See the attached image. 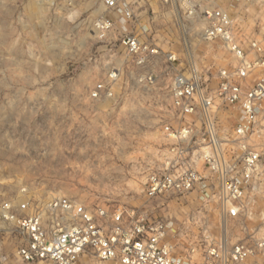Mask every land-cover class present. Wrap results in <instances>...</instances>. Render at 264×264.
<instances>
[{"label":"built area","instance_id":"obj_1","mask_svg":"<svg viewBox=\"0 0 264 264\" xmlns=\"http://www.w3.org/2000/svg\"><path fill=\"white\" fill-rule=\"evenodd\" d=\"M143 1L159 3L175 24L204 21L201 41L232 56L233 64L217 72L213 89L204 85L189 53L185 63L168 53L169 66L160 72L152 68L160 53L133 30L132 6ZM102 3L117 16L118 46L139 85H155L159 74L173 70L168 89L177 121L161 132L173 157L148 169L142 183L147 201L140 206H86L60 195L33 209L29 200L3 202L0 236L3 223L14 226L20 264H77L83 257L113 264H264V0ZM114 23L111 17L96 20L98 37ZM122 75L123 67L112 68L93 88L92 99L110 98ZM222 111L233 122L227 139L220 137ZM192 194L198 204L182 201L179 215L169 214V204H149L165 195ZM229 223L237 232L231 245L226 244Z\"/></svg>","mask_w":264,"mask_h":264},{"label":"rangeland","instance_id":"obj_2","mask_svg":"<svg viewBox=\"0 0 264 264\" xmlns=\"http://www.w3.org/2000/svg\"><path fill=\"white\" fill-rule=\"evenodd\" d=\"M160 7L155 1L132 6L133 30L160 53L152 68L160 72L169 66L168 53L179 63L189 53L204 85L213 89L217 72L233 64L232 56L201 41L204 21L175 24L173 14L163 15ZM107 17L115 25L100 38L93 25ZM116 17L101 0H0V204L29 200L33 209L57 195L86 206L129 208L146 202L138 167L142 153L157 154L159 163L173 157L168 142L155 134L177 121L168 89L173 70L159 74L155 85H139L125 67ZM120 66L123 81L112 90L111 97L120 99L114 109L112 101H90L95 85ZM220 114V137L227 139L233 122ZM162 198L149 204H169L164 211L170 215L181 214L183 202L195 204V194ZM3 225L0 264H20L15 254L20 237L10 223ZM227 229L231 245L237 232L232 223ZM77 264L113 263L83 257Z\"/></svg>","mask_w":264,"mask_h":264},{"label":"crops","instance_id":"obj_3","mask_svg":"<svg viewBox=\"0 0 264 264\" xmlns=\"http://www.w3.org/2000/svg\"><path fill=\"white\" fill-rule=\"evenodd\" d=\"M102 1V0H101ZM103 4V3H102ZM110 99H112V100H110ZM119 100L120 99H116V98H102V99H90V101H92L93 103H100L101 105H105V104H110V103H108L109 101H112L113 103L111 104V106H109V108L111 107H115L116 105H117V103L119 102ZM123 101H125V100H123ZM125 103V102H124ZM107 110H108V108H106ZM112 109H114V108H112ZM156 134V139H158V140H164V141H166L164 138H163V136H162V134H161V132H156L155 133ZM161 145V144H160ZM147 154H149V153H147ZM147 154H144V152L142 153V156L140 157V159H139V165H138V167H139V170L141 171V173H143L144 175H143V181H144V178H145V176H146V173H147V171H148V169H150L152 166H154V165H158L159 164V162H161V158H160V160L158 159V156H157V154H155V153H153V156H151V154H150V156L149 155H147ZM143 181H142V183H143ZM141 183V184H142ZM141 193L143 194V196H144V198H145V201H147V198L145 197V195H144V193L141 191ZM146 203V202H145ZM144 204V203H143ZM198 204V202H195V204L194 203H192V206H194V205H197ZM137 207V206H136Z\"/></svg>","mask_w":264,"mask_h":264}]
</instances>
